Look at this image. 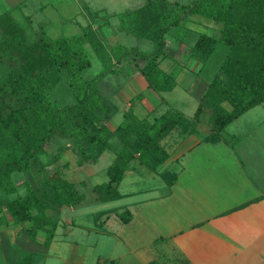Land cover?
<instances>
[{
	"label": "trees",
	"instance_id": "1",
	"mask_svg": "<svg viewBox=\"0 0 264 264\" xmlns=\"http://www.w3.org/2000/svg\"><path fill=\"white\" fill-rule=\"evenodd\" d=\"M100 12L89 16L92 19ZM191 16L210 20L215 34L197 32L192 40L177 38L173 28L185 32L182 24ZM117 18L115 34L144 39L153 44L152 52L144 54L117 42L108 43L101 26L96 27L100 28L97 37L96 29L86 25L79 34L50 38L39 25L29 38L8 10L0 13V225L6 226L10 218L16 231L31 241L37 232L43 233L45 248L54 237L59 211L79 206L86 198L61 175L66 162L47 171L65 151L74 155L77 167L96 164L106 152L113 156L106 168L107 181L92 187L90 195L96 202L107 203L120 198L116 185L134 155L150 171L163 163L167 153L159 143L172 130L190 134L200 119H206L209 133L204 141L213 142L241 114L264 104V0H145ZM166 35L185 46L187 61L199 70L210 68L212 74L192 117L169 108L159 115H152L153 110L138 118L133 108L143 95L137 93L121 112L120 122L110 129L108 124L117 113L110 98L117 90L104 92L98 83L107 73L130 65L148 90L170 91L173 73L159 67L168 58ZM89 52L104 68L84 80L81 74L90 66ZM60 80L73 95V103L61 104L52 97ZM222 103L230 110H224ZM13 173H22L27 179L14 182ZM162 177L169 178L168 174ZM108 213L95 215L106 218ZM117 217L121 223L129 220L127 211ZM31 262L32 255L22 251L15 264Z\"/></svg>",
	"mask_w": 264,
	"mask_h": 264
},
{
	"label": "crops",
	"instance_id": "2",
	"mask_svg": "<svg viewBox=\"0 0 264 264\" xmlns=\"http://www.w3.org/2000/svg\"><path fill=\"white\" fill-rule=\"evenodd\" d=\"M38 2L40 7L33 9V1L8 0L0 4V10H8L14 19L18 15L22 21H16L29 28L32 12L42 13L50 8L58 12L60 21L65 17L63 10L68 5V8L73 5L77 7L75 0ZM79 6L83 10L81 3ZM48 18V15L43 16L41 25H51ZM176 49L172 54L177 59L173 58L174 62L184 55L185 50L182 48L180 55H177ZM194 65V68L185 70L196 77L200 71ZM185 70L181 67L175 72L176 82ZM132 74L129 85L126 88L123 86L125 89L121 86L118 90H126V94H123L127 96L126 102L123 103L119 95H112L110 99L117 108L116 115L120 117L129 99L137 93L143 95L142 91L147 89L144 79L134 68ZM190 83L192 86L189 91L194 87L196 90V106L187 116L179 111L186 118L192 117L208 81L192 78ZM176 85L174 81V87ZM146 99L143 95V99L133 108L138 118L154 110L147 105ZM221 106L226 111L230 110L226 103ZM146 118L150 120L151 116ZM200 127H205L209 133L206 119H200L193 133H175L172 136L171 131L169 136L164 137L159 144L167 157L154 171L141 165L137 155L133 156L116 185L120 198L115 201L125 203L101 210L127 211L129 218L127 223H121L112 213L102 221V227L109 226L111 221L114 224L118 222L119 226H116L120 231L115 238L116 245L113 244L114 249H118L117 253L105 260L113 264H264V104L241 114L213 142L204 141L208 133L199 135ZM102 156H107L108 162L98 170L99 181L95 186L108 179L106 168L112 155L106 152ZM63 162L66 161L60 164ZM162 174H168L169 178L164 180ZM170 181L172 183L168 184ZM99 204H105L106 207V203ZM60 223L65 227L66 223L60 220L54 239ZM68 224L73 225L71 222ZM91 230L97 235L105 232L86 227L84 233L89 234ZM11 237L9 240L0 236V250L5 253L7 260L5 264L18 262L22 251L30 253L33 260L36 252L45 251L50 246H42L44 235L41 232H37L35 241L19 231Z\"/></svg>",
	"mask_w": 264,
	"mask_h": 264
},
{
	"label": "rangeland",
	"instance_id": "3",
	"mask_svg": "<svg viewBox=\"0 0 264 264\" xmlns=\"http://www.w3.org/2000/svg\"><path fill=\"white\" fill-rule=\"evenodd\" d=\"M33 1V9L36 7H40V4L38 0H26V2ZM83 5V10L80 9V3ZM145 0H75V4L69 7L67 6L66 9H64L63 13H65V17L63 20L58 19V12L48 9L44 10L42 13L40 12H32L31 15V24L29 28L23 27L26 34L29 38H33L34 33L38 30L39 25L42 24V18L43 16L48 15L49 22L51 25L46 26V24H43L41 27L44 29L45 33L50 38H56L61 35L65 36H72L79 34L81 31V28L86 25H91L93 30L96 29L97 26H101L100 28L96 29V37L99 36V33L104 36L105 39H107L108 43L112 44L113 42H117L118 44H121L123 46L133 47L136 49V51L140 53H150L154 49V46L152 43L144 40L134 37L131 34H124V33H117V28L119 26V20L117 18V15L124 13L127 10H130L132 8H136L137 6L141 5ZM168 1H177L181 3H186L188 0H168ZM8 0H0V4L3 5V3H7ZM67 4L69 1L66 2ZM78 3V4H77ZM31 4V5H32ZM84 7L86 9H84ZM32 9V10H33ZM99 14L92 15V19L89 16V13H93L94 11H100ZM3 10H0V12ZM105 15V16H104ZM106 16H109L106 18ZM16 20H19L18 15H15ZM105 20H104V19ZM74 19L76 23H74ZM58 20V21H57ZM72 21V22H71ZM198 22V24L196 23ZM20 23V22H19ZM104 25V26H103ZM45 26V27H44ZM183 27L187 28V30L184 32L183 30H180L178 28H173L176 34H178L177 38H184L185 40H192L195 37V33L197 32H203L206 34H215L213 32V26L212 22L208 19L200 18L197 16H191L189 17L188 21H185L183 23ZM100 30V32H99ZM94 32V33H95ZM101 37V36H100ZM165 39L168 43V48L166 49L167 57L164 59L163 63L160 65V68L162 71H165L166 73L172 72L174 70L173 75L171 76L175 83L177 85L173 88L172 91L165 92V93H157L155 91L151 90H143V95L147 97L146 102L147 105L150 108L154 109V112L152 115H159L160 113L164 112L166 109L172 108L173 110L180 111L184 113L185 116L191 114L194 107L196 106L195 102V87L193 90L189 91L190 86L192 84L190 83L192 81V78L201 79L202 81H208L211 78V72L209 71L210 68H202L199 70L200 72L195 75L191 72L185 70V69H192L195 67V63H192L191 60H186L185 55H182V57L174 62L172 59L174 58V55H172L176 50L177 55L181 53V49H185L183 46L177 47V44L173 43V40L168 37V35L165 36ZM180 49V50H179ZM90 56V66L83 71L81 74L82 78L84 80L91 79L94 75L99 73L104 66L100 65L98 60L94 58V56L89 52ZM179 58V56H178ZM176 59V58H174ZM177 60V59H176ZM179 62V63H178ZM184 69L185 71L182 72L180 80L176 82V75L175 72L177 70H180V68ZM179 68V69H178ZM133 68L130 67V65H122L121 68L116 70L114 73H107L103 79L98 83V86L104 91L106 90L110 91L111 89H116L114 96H118L119 98L123 99V103L126 102L127 96L124 97L123 94H126V90L118 91L121 86H125V88L129 85V79L133 77L132 74ZM124 88V87H123ZM124 88V89H125ZM197 88V87H196ZM52 97L61 104H71L74 102L73 95L68 90L65 82L63 80H60L52 89L51 91ZM111 99V98H110ZM120 99V100H121ZM191 107V108H190ZM120 115V114H119ZM205 116V113L202 114L200 117ZM121 117L120 116H114L109 124L108 127L112 129L119 123ZM205 127H200L198 129L199 135H205L208 133L205 129ZM175 133H179L178 130H172V133L170 135H174ZM222 134V132H221ZM169 136V135H168ZM54 146V144H53ZM52 145H49L47 150H50ZM50 148V149H49ZM111 157V156H110ZM113 157V156H112ZM107 156H101L100 159L96 164H85L83 166L77 167L75 165V157L74 155L69 151L66 153H63L60 160L57 162V165L51 166L47 168L48 172H52L55 169L60 168L62 163L61 161L67 162L66 168H61V175L67 179L69 182L72 181V183L75 185L77 191L85 195V202L82 203L80 206H76L74 208H62L59 213V221L65 222V227L63 228L61 226V223L59 225V229L56 231L57 235L55 237V241L52 240L50 243V246L47 250L36 252L33 257L32 264H113V262L110 260H105V258H112V255H115L117 253L118 249H114L113 244L116 243V235L118 236V233L120 231L117 230L118 228V222L114 224V221H111L109 226L102 227L98 226L99 221H103L105 218V215H102L101 217H96L95 214H98L102 209L104 208H112L120 206V204H123L125 202H119V201H112L105 204H99L97 202H91L90 199L92 197L90 196L92 194L91 188L94 187V184H97L99 181V175L98 171L101 167H104L107 165L108 160L106 159ZM44 159V158H43ZM64 163V162H63ZM110 163V161H109ZM106 164V165H105ZM12 180L17 183H21L24 179H27L26 176L22 173H13L11 175ZM23 188L18 189L19 194L22 193ZM72 209V210H71ZM106 218L113 213L114 216L117 218V214L122 212V210H114V211H108ZM98 218V220H97ZM105 218V219H106ZM114 220V219H113ZM118 221V219H117ZM73 223V225H69L68 223ZM8 223L6 226L0 225V236L6 237L7 239H12V235H17V229L18 227L10 223V218H8ZM59 224V223H58ZM79 225V226H76ZM90 227L91 229H99L105 231L103 234L97 235L93 233V230L89 234L84 233L85 228ZM68 231H66V230ZM4 231L6 234H3ZM11 233V234H9ZM8 235V236H7ZM55 235V234H54ZM5 240V238H3ZM76 245V246H74ZM116 245V244H115ZM4 258V259H3ZM5 253L1 252L0 250V264H5L7 260L5 259ZM100 260V261H98Z\"/></svg>",
	"mask_w": 264,
	"mask_h": 264
}]
</instances>
